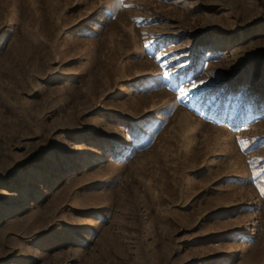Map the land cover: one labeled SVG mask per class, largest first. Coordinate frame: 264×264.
Returning <instances> with one entry per match:
<instances>
[{
  "label": "rangeland",
  "instance_id": "obj_1",
  "mask_svg": "<svg viewBox=\"0 0 264 264\" xmlns=\"http://www.w3.org/2000/svg\"><path fill=\"white\" fill-rule=\"evenodd\" d=\"M0 264H264V0H0Z\"/></svg>",
  "mask_w": 264,
  "mask_h": 264
},
{
  "label": "snow or ice",
  "instance_id": "obj_2",
  "mask_svg": "<svg viewBox=\"0 0 264 264\" xmlns=\"http://www.w3.org/2000/svg\"><path fill=\"white\" fill-rule=\"evenodd\" d=\"M195 87V85H194ZM182 95H186V93L183 92V89L180 90Z\"/></svg>",
  "mask_w": 264,
  "mask_h": 264
},
{
  "label": "trees",
  "instance_id": "obj_3",
  "mask_svg": "<svg viewBox=\"0 0 264 264\" xmlns=\"http://www.w3.org/2000/svg\"><path fill=\"white\" fill-rule=\"evenodd\" d=\"M22 169L26 170V169H27V167H26V166H22Z\"/></svg>",
  "mask_w": 264,
  "mask_h": 264
}]
</instances>
